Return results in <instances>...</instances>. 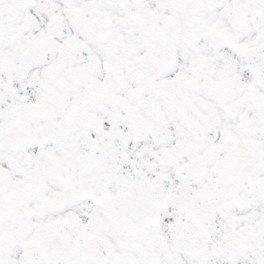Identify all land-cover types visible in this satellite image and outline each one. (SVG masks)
<instances>
[{
    "label": "snow or ice",
    "instance_id": "6c2138e0",
    "mask_svg": "<svg viewBox=\"0 0 264 264\" xmlns=\"http://www.w3.org/2000/svg\"><path fill=\"white\" fill-rule=\"evenodd\" d=\"M0 264H264V0H0Z\"/></svg>",
    "mask_w": 264,
    "mask_h": 264
}]
</instances>
